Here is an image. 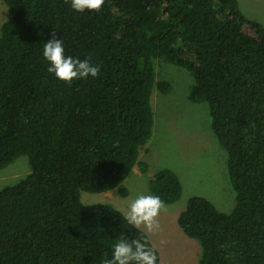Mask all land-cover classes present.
Wrapping results in <instances>:
<instances>
[{
  "label": "trees",
  "instance_id": "1",
  "mask_svg": "<svg viewBox=\"0 0 264 264\" xmlns=\"http://www.w3.org/2000/svg\"><path fill=\"white\" fill-rule=\"evenodd\" d=\"M0 32V169L28 155L29 172L0 190V264H102L119 239L143 229L81 191L117 189L138 166L154 124V59L186 68L188 99L206 102L226 151L235 192L229 212L191 196L177 221L200 245L198 264H264V25L238 0H105L76 12L65 0H3ZM55 31L65 55L100 66L71 85L47 71L44 44ZM150 189L165 202L182 194L177 173L156 171Z\"/></svg>",
  "mask_w": 264,
  "mask_h": 264
},
{
  "label": "rangeland",
  "instance_id": "2",
  "mask_svg": "<svg viewBox=\"0 0 264 264\" xmlns=\"http://www.w3.org/2000/svg\"><path fill=\"white\" fill-rule=\"evenodd\" d=\"M238 1L247 17L264 25V0ZM7 17L8 7L0 0V32ZM154 68L156 80H168L172 90L161 93L155 87L152 92V135L140 153V159L149 165L148 171L142 173L134 166L121 184L127 189L125 196L116 188L104 192L81 191V201L110 204L126 214L128 205L138 195H153L150 189L152 174L164 168L174 170L182 184L181 197L165 204V209L161 210L158 233L145 232L160 254L159 264H198L200 245L183 232L177 218L193 195L206 197L223 212L232 210L236 198L228 179L227 154L211 130L207 103L188 99L193 83L191 73L162 58L154 59ZM29 168L28 155H21L0 169V190L25 176Z\"/></svg>",
  "mask_w": 264,
  "mask_h": 264
},
{
  "label": "clouds",
  "instance_id": "3",
  "mask_svg": "<svg viewBox=\"0 0 264 264\" xmlns=\"http://www.w3.org/2000/svg\"><path fill=\"white\" fill-rule=\"evenodd\" d=\"M71 8L76 12L95 11L99 12L105 0H70ZM68 3V0H65ZM51 39L44 44L43 57L49 62L47 71L55 77L71 85L74 80L97 77L100 66L94 65L89 59L80 60L65 55L64 45L61 38H57L55 31ZM165 202L158 195L140 194L128 205L124 216L128 224L137 229H143L149 234H156L160 231L158 216L162 209H165ZM155 250L148 246L147 241L140 239L127 240L119 239L112 245V256L109 259L107 254L102 264H156Z\"/></svg>",
  "mask_w": 264,
  "mask_h": 264
}]
</instances>
